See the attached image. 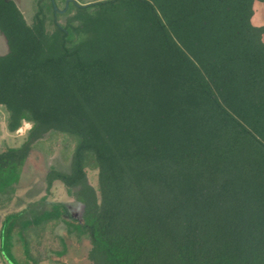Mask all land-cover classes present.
I'll use <instances>...</instances> for the list:
<instances>
[{"label":"trees","instance_id":"trees-1","mask_svg":"<svg viewBox=\"0 0 264 264\" xmlns=\"http://www.w3.org/2000/svg\"><path fill=\"white\" fill-rule=\"evenodd\" d=\"M258 3L34 0L27 23L0 0L5 128L30 124L0 151L3 264L15 242L26 264L64 256L59 225L90 264H264ZM31 151L58 153L45 195L4 213Z\"/></svg>","mask_w":264,"mask_h":264},{"label":"rangeland","instance_id":"rangeland-1","mask_svg":"<svg viewBox=\"0 0 264 264\" xmlns=\"http://www.w3.org/2000/svg\"><path fill=\"white\" fill-rule=\"evenodd\" d=\"M34 0H21L18 1L19 9L23 15H25L26 22H30L32 16L31 5ZM79 2H92L95 0H77ZM58 11H62L65 8L64 5L58 1L56 3ZM59 23H63V17H59ZM254 25L264 26V3L255 4L254 7ZM264 40V37H263ZM7 52L6 44L3 37L0 34V55ZM7 112L0 106V151L4 147H18L25 139L26 133L30 128V124L22 123L21 127L13 133H9L6 130ZM58 153H55L51 157H45L37 151H31L22 169L21 178L17 186L15 195L11 201L7 211L19 210L25 206V203L36 201L45 195L44 193V175L50 166H55L58 161ZM57 166V165H56ZM48 202H63L66 204L74 205L77 209V205L74 200L65 194L61 184L54 182L50 189V195L47 196ZM16 205V206H15ZM24 205V206H23ZM15 206V207H14ZM17 207V208H16ZM0 212V216H2ZM56 235L62 237L67 245V252L64 256L56 258L54 255H50L48 261L42 264H90L87 259L89 250V244L86 239H76L73 236L66 235L64 227L59 225L55 229ZM16 264H26L23 260L22 252L18 243H14L11 251ZM0 264L2 260L0 258Z\"/></svg>","mask_w":264,"mask_h":264},{"label":"crops","instance_id":"crops-1","mask_svg":"<svg viewBox=\"0 0 264 264\" xmlns=\"http://www.w3.org/2000/svg\"><path fill=\"white\" fill-rule=\"evenodd\" d=\"M14 1V3L16 4V6H17V8L19 9V5H18V1H20L21 2V0H13ZM19 11H20V9H19ZM21 12V11H20ZM21 14H22V12H21ZM32 14V13H31ZM22 16H23V18L25 19V15H23L22 14ZM25 21H27V20H25ZM28 23V22H27Z\"/></svg>","mask_w":264,"mask_h":264},{"label":"water","instance_id":"water-1","mask_svg":"<svg viewBox=\"0 0 264 264\" xmlns=\"http://www.w3.org/2000/svg\"><path fill=\"white\" fill-rule=\"evenodd\" d=\"M66 4H67V3L65 2V8H66ZM53 9H54V11L59 12V13H62V12H63V11H58V10H56V8H54V7H53Z\"/></svg>","mask_w":264,"mask_h":264}]
</instances>
